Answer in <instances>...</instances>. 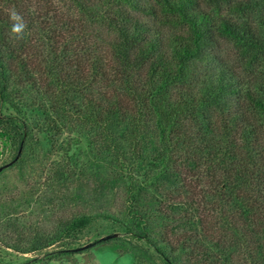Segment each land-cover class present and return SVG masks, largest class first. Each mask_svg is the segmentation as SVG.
I'll list each match as a JSON object with an SVG mask.
<instances>
[{
  "label": "trees",
  "instance_id": "obj_1",
  "mask_svg": "<svg viewBox=\"0 0 264 264\" xmlns=\"http://www.w3.org/2000/svg\"><path fill=\"white\" fill-rule=\"evenodd\" d=\"M17 155L0 264L80 252L98 220L152 264H264V0H0V166Z\"/></svg>",
  "mask_w": 264,
  "mask_h": 264
},
{
  "label": "rangeland",
  "instance_id": "obj_2",
  "mask_svg": "<svg viewBox=\"0 0 264 264\" xmlns=\"http://www.w3.org/2000/svg\"><path fill=\"white\" fill-rule=\"evenodd\" d=\"M232 17L234 18V16ZM220 44L222 51L229 58L233 60L236 59L238 51L232 42L223 39ZM247 60H249V58H247ZM113 230L114 228L110 227L107 222L98 220L94 223L90 232L84 235L81 243L86 244L108 233H114ZM115 230L118 236L96 243L83 251L53 258L49 264H152L148 259L143 257L144 255L138 253L137 249H139V245H142V243L138 242L137 244L129 239L125 240L123 238L125 234L117 228H115ZM49 250H52V248ZM35 255L36 254H24L12 255L10 257L13 261L19 262ZM151 255L157 262L158 258L153 252H151Z\"/></svg>",
  "mask_w": 264,
  "mask_h": 264
},
{
  "label": "clouds",
  "instance_id": "obj_3",
  "mask_svg": "<svg viewBox=\"0 0 264 264\" xmlns=\"http://www.w3.org/2000/svg\"><path fill=\"white\" fill-rule=\"evenodd\" d=\"M9 20L11 21L10 35L16 40H22L27 30V23L25 22L21 13H19L14 7L7 10Z\"/></svg>",
  "mask_w": 264,
  "mask_h": 264
},
{
  "label": "water",
  "instance_id": "obj_4",
  "mask_svg": "<svg viewBox=\"0 0 264 264\" xmlns=\"http://www.w3.org/2000/svg\"><path fill=\"white\" fill-rule=\"evenodd\" d=\"M18 155H19V154H18ZM18 155H17L12 161H10V162H8V163H6V164H4V165H1V166H0V171H1L3 168L7 167L9 164H11L13 161L17 160V159H18ZM116 236H118V233H116V232H114V233H108V234H106V235H104V236H101V237L98 238L97 240H94V241L88 242V243H86V244H84V245L78 247L77 250H78V251L84 250V249H86V248H88V247H90V246H92V245H94V244H96V243H98V242H102V241H105V240H108V239L114 238V237H116Z\"/></svg>",
  "mask_w": 264,
  "mask_h": 264
}]
</instances>
